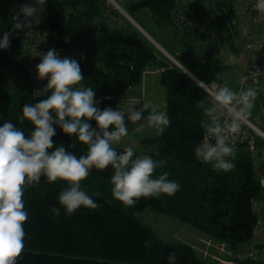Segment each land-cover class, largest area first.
<instances>
[{"label":"trees","instance_id":"16d2710c","mask_svg":"<svg viewBox=\"0 0 264 264\" xmlns=\"http://www.w3.org/2000/svg\"><path fill=\"white\" fill-rule=\"evenodd\" d=\"M114 1L130 17L148 11L159 27L175 26L171 14L173 0ZM24 3L27 0H0V38L12 28L15 11ZM46 8L49 27L57 33L60 44L85 53V62L81 65L85 88H93L97 100L110 97L98 105L101 110L116 108L125 93L142 84L147 69L162 70L160 82L166 89V113L171 125L162 134L157 132L142 139L140 143L149 151L135 152L134 158L149 155L164 160L166 167L157 169L153 178L167 171L168 179L177 182L180 190L173 196L141 198L136 206H126L112 196V168L109 166L103 171L93 168L87 179L81 181V189L99 207H81L71 216L61 208L60 215L56 216L51 208L60 207L57 197L66 185L61 181L50 184L41 177L38 185L25 190L29 218L24 225V249L16 258V264H169L167 256L173 251L177 254L175 264H207L208 259L202 258L200 253L199 256L190 245L162 242L136 216L146 209L191 226L206 240L225 244L237 254L251 239L256 224L252 202L264 203V162L259 168L253 157L264 158V140L256 139L253 152L243 145L235 146V168L227 173L196 159L193 149L206 134L201 122L207 120L204 109L210 106L197 83L176 65L160 59L146 39L102 26V20L108 15L124 18L107 0H47ZM191 18L196 20L197 27L185 32H192L203 41L217 39L235 54L242 52V44L247 47L249 34L256 31L247 29L231 0H197ZM26 37L23 32L10 37V47L0 50V69H11L26 77L22 51ZM175 58L208 86L220 85L221 77L229 68L214 53L200 56L183 51ZM255 88L259 94L254 106L263 109V92ZM39 99L32 95L30 87L19 96L0 92V126L8 121L21 127L26 134L30 133L32 126L21 125L19 116L24 104ZM89 123L95 127L94 121ZM252 123L264 133V112ZM53 140L54 147L63 144L67 148L75 137L63 134L58 128ZM69 150L79 157L85 154L86 147L77 144ZM146 242L150 247L144 246Z\"/></svg>","mask_w":264,"mask_h":264},{"label":"clouds","instance_id":"9594fccd","mask_svg":"<svg viewBox=\"0 0 264 264\" xmlns=\"http://www.w3.org/2000/svg\"><path fill=\"white\" fill-rule=\"evenodd\" d=\"M46 4L47 0H31L20 5L13 16L12 28L0 38V50L10 47L14 33L23 32L30 37L32 30L43 22ZM252 10L258 17H264V0H255ZM181 67L184 73L188 72L183 64ZM35 71L37 80L46 79L47 83L33 95L45 98L24 104L19 116L20 124L28 123L33 130L26 134L8 121L0 126V264H16L24 249V225L29 218L25 190L38 185L41 177L50 184L61 181L66 185L57 197L60 207L51 208L56 216L60 215L61 208L71 216L81 207H99L81 189V181L87 179L93 168L98 171L112 168V196L126 206H136L141 198L173 196L180 190L177 182L168 179L167 171L153 178L157 169L166 167L164 160L149 155L134 158L133 147L123 151L113 147L129 134V123L135 125L132 129L135 133L154 128L162 134L171 125L165 111L154 107L145 116L142 108L123 110L121 104L101 110L98 105L110 97L97 100L93 88L81 87L84 77L80 62L71 57L61 58L55 48L41 54ZM196 86L210 97V106L204 109L207 120L201 122V127L206 129V134L193 149L195 157L227 173L235 168L236 148L231 141L249 123L258 89L235 91L228 85L209 87L204 81L197 82ZM90 121L95 122V127ZM56 127L63 134L75 137L69 147L63 144L54 147ZM77 144L86 147L85 154L79 157L69 150ZM144 246L150 247V243ZM167 260L175 264L176 252H170Z\"/></svg>","mask_w":264,"mask_h":264},{"label":"rangeland","instance_id":"374dc122","mask_svg":"<svg viewBox=\"0 0 264 264\" xmlns=\"http://www.w3.org/2000/svg\"><path fill=\"white\" fill-rule=\"evenodd\" d=\"M107 1L110 7L116 9V6L112 3V1ZM131 19L140 29L126 17L121 18L115 15H108L107 19H103L101 24L106 28H115L131 36H139L140 38L146 39L150 43L142 32L144 31L159 45L160 48H162H159V50L155 47L156 45H153L160 59L171 65L174 64L173 60L177 61L175 55L183 51H191L200 56H207L209 53H214L218 55V57H221L229 66L228 70L221 77L220 85H228L235 91H239L241 87V78L245 74L244 72H246V67L249 64L250 59H255L254 54L247 50L243 44L242 52L240 54H235L217 39L212 38L203 41L200 40V38L194 33L179 30L173 25L161 28L151 20L148 11L136 13L132 15ZM247 26L248 30L255 29L253 26ZM144 83V88L140 85L122 96L123 100L119 103L121 104V108L123 110H127L129 108H142L145 116L154 107H156L158 111L166 112V89L160 82V75L149 74L145 77ZM28 90L29 84L25 75L11 69H0V92L19 96L21 94H25ZM205 95L207 102L210 104V97L207 93H205ZM133 98H142V100L134 101L132 100ZM261 103L263 109L258 108V106H254L252 109V115L249 117V122L252 125H254L252 121L258 117L261 112H264V93L261 94ZM134 127L135 125L129 123V134L122 138L119 143L114 144V149H124L130 146L133 147L135 152L139 154L149 151V149L143 146L140 141L156 135L157 130L154 128H145L142 132L135 133L132 131ZM262 150L264 152V145L262 146ZM253 157L255 159L256 166L260 168L264 162V158L256 159L255 155ZM136 216L144 225L150 227L154 231L155 235L164 243L190 245L194 250H196L198 255V249H205L206 245L204 243L207 241L206 238L202 233L193 229L191 226L182 224L167 216L157 214L150 209H146L143 212L138 213ZM211 252L215 253L213 251ZM231 252L232 256L236 254L234 251ZM216 258L219 260H225L229 258V254L227 256L218 254L216 255ZM204 259L206 260L207 258ZM205 262L207 264H212V262L216 261H214L213 258H208Z\"/></svg>","mask_w":264,"mask_h":264},{"label":"built area","instance_id":"2783aa9c","mask_svg":"<svg viewBox=\"0 0 264 264\" xmlns=\"http://www.w3.org/2000/svg\"><path fill=\"white\" fill-rule=\"evenodd\" d=\"M238 8L244 22L255 27V33L249 34L247 49L254 54L255 59H251L246 67V72L241 80V89L257 86L264 93V17H258L257 13L252 10L255 0H231ZM31 0H27L30 3ZM197 0H173L172 18L173 24L182 31L195 30L197 27L196 20L191 18L193 7ZM47 6V4H46ZM42 23L32 30V35L26 37L22 51L26 65V79L31 89L32 95L40 90L47 83V80H37L36 65L40 62L41 54L46 53L49 49L55 48L61 58L71 57L80 62H85V53L80 50L70 49L60 44L57 33L49 27L47 8L45 15L42 17ZM81 56L83 58L81 59ZM213 84L209 85L211 87ZM81 87H85L84 81H81ZM203 90V89H202ZM35 96V95H33ZM43 99L44 96H35ZM119 99V103L122 102ZM58 129V127H56ZM264 140V133L250 122L242 126L241 131L231 141L235 146L243 145L248 151L253 152L256 148V139ZM252 212L256 217V224L249 242L239 248L236 256L228 250L225 244L207 240L204 244V250H197L203 258H210L220 264H241L249 262L252 264H264V203L260 201L252 202ZM216 250V251H215ZM211 251L215 252L212 253ZM205 252V253H204ZM217 252V254H216ZM229 254V258L219 260L216 255ZM234 258L236 261L232 259Z\"/></svg>","mask_w":264,"mask_h":264},{"label":"water","instance_id":"95a60500","mask_svg":"<svg viewBox=\"0 0 264 264\" xmlns=\"http://www.w3.org/2000/svg\"><path fill=\"white\" fill-rule=\"evenodd\" d=\"M113 1V0H112ZM113 4L116 6V9L124 16L126 17L129 21H131L133 24H135V22L131 19V17L116 3L113 1ZM136 25V24H135ZM137 26V25H136ZM138 27V26H137ZM139 28V27H138ZM140 29V28H139ZM142 31V30H141ZM143 32V31H142ZM144 33V32H143ZM145 37L150 41V43L152 45H154V43L152 42L153 40H151V38H149L148 36L145 35ZM155 46V45H154ZM156 47V46H155ZM158 48V47H157ZM159 49V48H158ZM160 50V49H159ZM162 51V50H161ZM174 61V65H176L179 69H181L183 71V68L181 67V65L179 63H177L178 61ZM186 75H188L191 79H193L196 83L199 82L192 74H190L189 72L185 73Z\"/></svg>","mask_w":264,"mask_h":264},{"label":"crops","instance_id":"0c3cea01","mask_svg":"<svg viewBox=\"0 0 264 264\" xmlns=\"http://www.w3.org/2000/svg\"><path fill=\"white\" fill-rule=\"evenodd\" d=\"M160 73H161V70L160 69H158V70H152V69H147L146 70V72L144 73V76H143V80H142V84H141V86L144 88V86H145V77L146 76H148L149 74H152V75H154V74H159L160 75ZM132 90V89H131ZM130 90V91H131ZM132 100H134V101H140V100H142V98L141 99H138V98H133Z\"/></svg>","mask_w":264,"mask_h":264},{"label":"bare ground","instance_id":"6f19581e","mask_svg":"<svg viewBox=\"0 0 264 264\" xmlns=\"http://www.w3.org/2000/svg\"><path fill=\"white\" fill-rule=\"evenodd\" d=\"M110 1H112V0H110ZM112 3H113V1H112ZM144 32V31H143ZM144 35H146V36H148L145 32H144ZM149 37V36H148ZM150 38V37H149ZM152 40V39H151ZM153 43H154V45H156V47H158V48H160L159 47V45L156 43V42H154V41H152ZM247 48V47H246ZM160 49H162V48H160ZM245 73V72H244ZM258 88V87H257Z\"/></svg>","mask_w":264,"mask_h":264}]
</instances>
